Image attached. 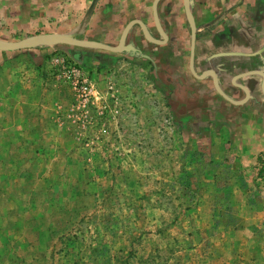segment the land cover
I'll use <instances>...</instances> for the list:
<instances>
[{"label": "rangeland", "instance_id": "rangeland-1", "mask_svg": "<svg viewBox=\"0 0 264 264\" xmlns=\"http://www.w3.org/2000/svg\"><path fill=\"white\" fill-rule=\"evenodd\" d=\"M18 1L0 0L1 43L117 45L132 20L157 41L134 22L133 50H0V264H264V151L190 70L184 0L157 1L162 46L154 0ZM209 1L186 0L195 42L222 17Z\"/></svg>", "mask_w": 264, "mask_h": 264}, {"label": "crops", "instance_id": "crops-1", "mask_svg": "<svg viewBox=\"0 0 264 264\" xmlns=\"http://www.w3.org/2000/svg\"><path fill=\"white\" fill-rule=\"evenodd\" d=\"M5 4L8 3L5 2ZM204 7L216 12L222 9V17L216 19L215 22H208L212 27L206 38L200 37L199 39L196 34L197 50L194 65L196 71L199 72V75H196L199 77L197 78L200 82L198 85L207 83V78L211 77L212 81L210 80L209 84L215 89L212 71L214 73L216 71L215 75L218 73L222 88L220 89L223 92L225 90L226 93H224L232 99L229 100L219 95L220 100L226 101L223 104H228L230 106L228 109L233 112L246 110L245 113H237L233 120L237 121L236 127H250L253 130L252 137L247 135L249 137L247 139L251 147L255 148L254 151L260 153L264 151V104L261 103V98L257 97L256 80L259 81V76L250 70L256 69L257 53L264 56V0H222L217 5L209 1L203 5ZM211 50L217 51V54L209 56L207 53ZM189 78L186 77L181 84H189ZM196 82L192 84L195 85ZM209 94L204 93L206 102ZM233 112L231 116L235 115ZM243 158V164L253 165L255 163V156H243Z\"/></svg>", "mask_w": 264, "mask_h": 264}, {"label": "water", "instance_id": "water-1", "mask_svg": "<svg viewBox=\"0 0 264 264\" xmlns=\"http://www.w3.org/2000/svg\"><path fill=\"white\" fill-rule=\"evenodd\" d=\"M158 0H154L153 1V16H154V21H155V25L157 27V29L161 32V34L163 35L164 38H166V34L163 32V30L161 29L160 25H159V21H158V17H157V11H156V4H157ZM184 6L186 9L187 14L189 15V19H190V29H191V46H190V70L195 73L194 68H193V54H194V43H195V24L193 22V19L189 13L188 7H187V3L186 0H184ZM137 22L141 25L142 27V31L145 35V37H147L148 39L152 40V41H157L156 39L151 38L146 30V27L144 25V23L140 20H132L129 23H127V25L124 27L119 42L117 45H110L101 41H96V40H90V39H81V38H76L73 37L71 35H66V34H59V33H41V34H36V35H32L26 38H23L21 40L18 41H14V42H5V43H1L0 42V50H14V49H19L21 47H24L26 45H29L35 41H52V42H59V43H65V44H71V45H77V46H84V47H95V48H101V49H106V50H110V51H120L122 49H135L133 46L130 45H125V38L127 35V32L130 28V26L132 25V23ZM252 72V71H251ZM248 72V73H251ZM247 74V73H245ZM212 75H213V81L215 84L216 89L218 90V92L223 95L224 97H226L229 100L230 99L219 87V85L217 84V80H216V76L215 73L212 71ZM240 86V85H239ZM242 88L245 89V87L241 86ZM247 91V90H246ZM248 94V93H247ZM236 102V101H234Z\"/></svg>", "mask_w": 264, "mask_h": 264}, {"label": "flooded vegetation", "instance_id": "flooded-vegetation-1", "mask_svg": "<svg viewBox=\"0 0 264 264\" xmlns=\"http://www.w3.org/2000/svg\"><path fill=\"white\" fill-rule=\"evenodd\" d=\"M165 39H167V38L163 37V39L159 43L160 44L159 46H162L164 44L163 42L165 41ZM257 54H258V57H257V61H256V69L250 70V71H252V72L254 71V73H256V75L259 76V81L256 80V87H257V90H258L257 91V97H260L261 101H262L261 103L264 104V67H263L264 66V56H262L261 53H257ZM193 63H194V61H193ZM215 73H216V71H215ZM215 76L217 78V82L219 84V87L221 88V86H220L221 82H220L218 73ZM210 80L212 81L211 77H210ZM224 92H225V90H224ZM248 96H247V98H249Z\"/></svg>", "mask_w": 264, "mask_h": 264}, {"label": "trees", "instance_id": "trees-1", "mask_svg": "<svg viewBox=\"0 0 264 264\" xmlns=\"http://www.w3.org/2000/svg\"><path fill=\"white\" fill-rule=\"evenodd\" d=\"M257 179L259 180H264V155L263 154H259L257 157Z\"/></svg>", "mask_w": 264, "mask_h": 264}]
</instances>
